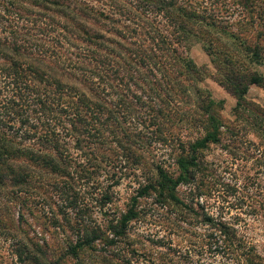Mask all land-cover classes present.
<instances>
[{
    "label": "trees",
    "instance_id": "1",
    "mask_svg": "<svg viewBox=\"0 0 264 264\" xmlns=\"http://www.w3.org/2000/svg\"><path fill=\"white\" fill-rule=\"evenodd\" d=\"M234 1L254 11L255 0ZM258 15L264 24V10ZM231 24L204 0H0V191L20 201L21 193L38 188L37 179L47 176L48 185L81 214L75 227L65 218L74 237L59 247L18 246L22 264H121L114 247L138 217L139 198L155 195L158 203L188 207L178 186L201 171L202 151L221 142L225 125L218 111L222 101L200 86L199 69L187 52L193 38L202 41L217 81L235 98L233 114L264 138V108L247 99L251 85L264 87V72L257 69L264 67V32L249 37L245 26ZM125 114H134L163 142L175 125L202 134L186 142L177 138L178 170L172 173L144 159L140 149L147 140L122 126ZM65 137L88 155L89 165L96 148L108 150L113 141L127 166L147 168L129 206L104 229L85 222L84 208L77 206ZM76 171L90 178L86 165ZM101 197V205L111 199L107 192ZM202 220L219 234L206 245L239 251L244 264H264V256L236 238L230 224L209 214ZM96 241L103 246L97 248Z\"/></svg>",
    "mask_w": 264,
    "mask_h": 264
},
{
    "label": "rangeland",
    "instance_id": "2",
    "mask_svg": "<svg viewBox=\"0 0 264 264\" xmlns=\"http://www.w3.org/2000/svg\"><path fill=\"white\" fill-rule=\"evenodd\" d=\"M204 2L208 7L214 6L228 23H232L231 28L245 26L247 29L242 31L248 30L249 37L259 30L264 32V24L257 17L258 12L264 10V0H255L253 12L234 0H220L214 4L211 0ZM251 19L254 20L253 27L248 24ZM262 38L264 43V36ZM187 52L199 69L200 86L209 91L215 101H222V108L218 110L225 123L221 128V142L210 144L202 151L201 171L190 182L178 186L177 195L192 210L158 203L155 195L139 198L138 217L129 222L127 237L114 247L119 253V259L114 260L121 264H244L237 259L239 251L230 253L220 249L222 247L206 245L219 234L202 220L204 214L230 224L236 238L254 245L255 251L264 256V138L257 135L246 120L233 114L236 100L217 81L216 69L203 49L202 41L193 38ZM257 69L264 72L263 66ZM247 99L264 108V87L251 85ZM119 116L122 119V114ZM123 120L122 126L128 131L142 132L147 140L140 149L144 159L157 162L172 173L178 170L175 163L179 150L177 138L186 142L202 134L200 128L175 125L171 133L165 132L168 137L163 142L150 127L145 128L139 123L134 114H125ZM64 140L70 154L69 171L73 177L70 183L77 206L84 208L85 222L104 229L108 220L119 217L129 206L131 196L135 195L139 184L145 182L147 168L127 166L120 148L113 141L108 150L107 147L96 148L89 165L88 155L74 147V139L65 137ZM105 154L109 157L102 159ZM81 165H86L90 178L79 176L76 170ZM37 180L39 187L21 193L23 200L20 201L9 198L8 192L0 191V264H22L16 252L21 244L57 248L64 244L67 236L74 237L65 218L68 217L75 227L81 214L77 208L67 206L60 191L48 185L52 180L50 177ZM104 192L111 199L101 205ZM107 234L111 235L110 232ZM95 245L100 248L103 243L96 241Z\"/></svg>",
    "mask_w": 264,
    "mask_h": 264
}]
</instances>
